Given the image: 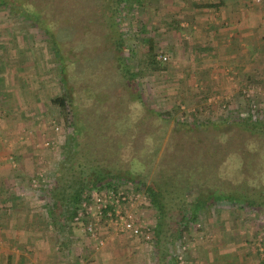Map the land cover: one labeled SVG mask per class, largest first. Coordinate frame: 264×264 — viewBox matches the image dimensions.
Instances as JSON below:
<instances>
[{
    "label": "rangeland",
    "instance_id": "obj_1",
    "mask_svg": "<svg viewBox=\"0 0 264 264\" xmlns=\"http://www.w3.org/2000/svg\"><path fill=\"white\" fill-rule=\"evenodd\" d=\"M192 1L207 2L132 0L119 11L118 29L134 70L150 37L156 59L167 57L161 61L165 68L144 69L133 89L119 70L115 49L105 50L110 40L96 26L83 27L90 1L67 0L62 6L72 8L58 13L60 3L33 0L46 20L53 15L76 17L74 26L58 27L69 65L58 60L41 30L16 11L0 9V214L16 224L9 225L10 233L17 230L24 236L35 228L49 236L75 233L82 251L70 240V255L83 257L87 248L83 250L81 241L87 238L90 249L98 251L96 264H264V206L220 201L203 209L182 235L174 220H167L173 222L164 226V239L156 245L157 213L131 181L117 185L126 199L111 205L112 218L117 212L116 218L131 216L149 228V238L122 232L116 218H104L94 239L73 221L80 202L91 200L93 192L74 203V211L51 207L45 196L72 132L63 124L59 107L51 103L65 91L83 124L77 155L102 160L124 177L131 171L154 183L170 204L169 217L177 216L176 191L189 199L210 191H247L254 197L264 191V58L257 67L241 66V73L212 61L195 21L192 29ZM62 65L68 72L60 78ZM156 114L164 119H155ZM249 115L257 123L255 131L236 124ZM126 127L133 129L132 143L125 137ZM148 138L151 144L146 146ZM108 189L95 192L106 195ZM60 220L67 222L65 228L58 229ZM67 235L59 238L66 241ZM113 240L116 243L110 244ZM81 260L73 264H84Z\"/></svg>",
    "mask_w": 264,
    "mask_h": 264
},
{
    "label": "trees",
    "instance_id": "obj_2",
    "mask_svg": "<svg viewBox=\"0 0 264 264\" xmlns=\"http://www.w3.org/2000/svg\"><path fill=\"white\" fill-rule=\"evenodd\" d=\"M69 1L70 3L75 2V0ZM87 1H90L91 4L85 6L86 11H89V14L87 13L84 17L86 25L83 24V27L86 28V30H89L96 26L97 31L100 32V34L103 33V36L110 40V43H108L105 50L115 49V52L117 53L116 55L118 56L119 70L125 74L124 80L130 81L128 82L130 88H134L132 85L135 82V78L142 74L144 69L156 71L166 67L161 64V61L163 60L156 59V47L152 37L145 41L146 44L143 53L137 59V69L134 70V68L128 63L126 55V52L128 53V48L125 46L124 38L121 36V32L118 29V15L119 11L125 6H128L132 0ZM51 2L61 4L58 13H63L67 9L72 8V6L68 8L62 6L67 0H51ZM137 2L140 3L141 0H137ZM199 6L210 7L211 4H199ZM0 9L16 11L22 19L27 21L33 27L41 30L47 37L48 42L50 43L49 45L54 51H56L55 53L58 60L61 63L63 62V65L67 63L62 52V40L61 37H59L60 34L58 33V27L62 23L64 26H74L75 21H77L76 17L72 14L65 16L62 15L60 17L58 15H53L51 21L46 20L42 15V8L33 2V0H0ZM100 28L102 29L100 30ZM98 32H96V35ZM89 35L92 34L89 33ZM63 65L60 67L59 71L60 78L68 72V66L66 71L61 69ZM64 68H66V66H64ZM51 103L59 107V113L66 128L72 129V132L67 135L63 160L58 164L56 175L53 177L54 179L52 181L53 185H49L45 190L46 198L48 201H51L48 204H51V207H55V209L59 207L61 210L66 209L67 211H74L75 208H72L73 204L77 203L80 199L87 198L91 192L101 188L116 189L119 183L131 181L137 191H144L146 193L150 205L154 207L155 212L157 213V225L154 229V238L156 241L155 244L158 245L164 239L162 233L164 226H168L173 222L169 223L167 220H174V226L176 229H179V233L182 235L190 222L194 223L199 220V213L203 209L217 205L220 201H228L230 203L241 201V204L257 206L258 208L264 206V191L256 193L255 197L254 193L252 194L247 191L232 192L230 194L210 191L208 193L195 194L192 199H189L187 195L176 191V197L180 202L177 205V216L173 219L168 215L171 207L170 204L166 203L164 200L166 196L160 188L154 185V183H147L142 179H138L136 175H134V172L132 173L131 171L128 172L127 177H124V175L114 172L102 160L86 158L85 155L78 156L77 147L79 146V139L83 136V124L75 111V106L70 94L65 91L60 96L52 98ZM156 117L157 118L155 119H164L163 114H156ZM194 124L199 123L196 122ZM236 124L239 125V127L251 131H255V129L258 128L257 123L252 119L251 115L242 121L237 119ZM124 134L126 139H129L130 143H132L134 138L132 127L129 129L126 127ZM149 139L150 138H148V141L145 144L146 146L151 144L149 143ZM141 147L143 148L144 144ZM148 149L151 150L150 147ZM135 168H137V166H135ZM166 192L168 191L166 190L165 193ZM51 213L52 211L49 210L48 214L51 215ZM56 215H59V213L57 212ZM156 247L158 251L161 250L160 247ZM165 254L166 252H162L163 256Z\"/></svg>",
    "mask_w": 264,
    "mask_h": 264
},
{
    "label": "crops",
    "instance_id": "obj_3",
    "mask_svg": "<svg viewBox=\"0 0 264 264\" xmlns=\"http://www.w3.org/2000/svg\"><path fill=\"white\" fill-rule=\"evenodd\" d=\"M206 3L211 6L201 7L199 6L201 2L192 1L194 10H190V13L193 19L192 29L196 27L193 26V21H195L197 30L205 36L203 49L207 50L211 60L216 59L220 65H230V68L238 70V73L244 71V68H241L243 65L257 67L264 58V0H207ZM214 14H218L219 18L215 20ZM197 19L201 21L202 26L197 24ZM253 69L254 67L252 71ZM0 149L3 150L1 141ZM59 224L61 226L59 225L58 229H61L65 228L67 222L60 220ZM9 225L15 226L16 224L13 221L8 223L1 215L0 264H73L77 259L82 262V258L84 264L97 263L94 255H97L98 251L93 252L90 249L93 246L88 244L87 238L83 237L81 241L83 250L87 248L86 252L84 254L82 252L83 257L76 256L75 258L70 255L72 251L67 241L71 240L69 244L77 250V234L66 231L68 235L65 238H68L65 241L61 240L65 232H61L63 235L53 233L49 236L38 232L35 228L32 229L34 232L29 233L31 236L26 234L21 236L22 234L17 233V230L16 233H10L11 226ZM22 242L24 244H21ZM109 243L114 244L116 241ZM78 250L82 251V247Z\"/></svg>",
    "mask_w": 264,
    "mask_h": 264
},
{
    "label": "built area",
    "instance_id": "obj_4",
    "mask_svg": "<svg viewBox=\"0 0 264 264\" xmlns=\"http://www.w3.org/2000/svg\"><path fill=\"white\" fill-rule=\"evenodd\" d=\"M159 59L166 60L165 55H159ZM106 195L103 193L93 192L91 200H83L80 202V207L77 210V214L74 216V222L81 223L84 225V230H86L90 235L96 239L97 226L100 224L103 219H115L119 212L116 213V217L112 218V212L110 211L111 205L123 201L126 197L118 192L115 188H110L106 191ZM85 219L83 222V220ZM114 223H119V229L122 232H129L133 235H144L146 238H149L150 230L145 226L137 224L131 216H119L114 220ZM102 244V241H99Z\"/></svg>",
    "mask_w": 264,
    "mask_h": 264
}]
</instances>
